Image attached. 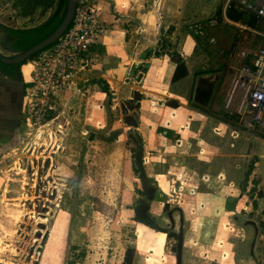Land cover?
Masks as SVG:
<instances>
[{
	"label": "rangeland",
	"instance_id": "1",
	"mask_svg": "<svg viewBox=\"0 0 264 264\" xmlns=\"http://www.w3.org/2000/svg\"><path fill=\"white\" fill-rule=\"evenodd\" d=\"M30 1L0 0V21L12 29L33 28L52 17L59 0ZM255 26L264 32V24ZM207 33L199 45L215 61H209L211 67L205 63L199 74L224 71L211 106L195 105L201 115L182 134L184 144L176 143L180 134L168 147V133L161 150L146 143L136 168L140 154L132 131L94 138L65 107L38 130L24 114L20 147L0 160V264H124L129 250H134L133 264H177L179 212L183 264H264V143L248 140L226 109V93L219 95L243 65L232 56L243 33L222 23ZM216 34L225 43H210ZM23 67L29 75V63ZM222 124L226 127L219 128ZM252 164L248 187L258 186L250 196L239 187ZM253 201L257 209L249 206ZM141 204L162 231L136 221Z\"/></svg>",
	"mask_w": 264,
	"mask_h": 264
},
{
	"label": "crops",
	"instance_id": "2",
	"mask_svg": "<svg viewBox=\"0 0 264 264\" xmlns=\"http://www.w3.org/2000/svg\"><path fill=\"white\" fill-rule=\"evenodd\" d=\"M237 1L100 0L99 18L106 23L107 32L97 49L99 59L93 68L80 77L78 92H67L62 97V106L65 110L69 108L73 118L81 125L89 127L94 138L113 139L124 137L126 132L130 136V131L134 132L142 140L139 157L143 156L144 151L146 154V143L163 149L162 136L166 133L168 147L180 134L181 138L176 143L184 144L183 137L188 125L201 115L195 105L203 108L211 106V97L224 73L214 71L199 74L204 64L209 65V61H215V57L201 49V37L193 34L190 26L213 18L216 23L226 27L239 28L243 37L236 43L232 55L234 61H251L253 54L264 48V32L258 31L260 26H255L256 23L264 24V21L254 13L242 12ZM230 13H236V16L241 13V20H231L228 17ZM252 15L254 19L250 22L248 18L251 19ZM213 39L221 45L226 40L218 34ZM229 41V47H232L234 42L231 38ZM241 48L249 53L246 59L239 56ZM18 52L12 51L13 55ZM180 65L184 66L186 76L174 81ZM23 66L15 70H0V160L16 151L24 139L26 88L30 77ZM226 83H223L219 95L226 93ZM132 100L135 101L126 103ZM115 101L118 103L113 106L112 102ZM221 126L226 127L222 124L219 128ZM260 141L264 143V139ZM176 143L174 146H177ZM137 158L135 156L133 162L135 168ZM250 169L245 175L244 185H240L239 189L253 196L258 185L255 182L253 188L249 189L252 165ZM144 174V171L139 172L145 187L147 179ZM2 195L0 184V205ZM249 206L257 209L258 201H253ZM179 216L182 213L179 212ZM170 220L172 222L175 218L170 216ZM185 247L184 240V251Z\"/></svg>",
	"mask_w": 264,
	"mask_h": 264
},
{
	"label": "built area",
	"instance_id": "3",
	"mask_svg": "<svg viewBox=\"0 0 264 264\" xmlns=\"http://www.w3.org/2000/svg\"><path fill=\"white\" fill-rule=\"evenodd\" d=\"M99 1L78 0L68 31L56 44L28 61L30 83L26 88L27 111L24 114L30 117L34 127H39L38 130L51 124L50 114L63 108L62 97L69 91L78 92L80 77L99 59L97 49L107 32L106 23L99 18ZM237 2L242 12L254 13L264 21V0ZM216 24L213 19L195 23L190 31L206 39L207 29ZM209 42L215 40L210 38ZM248 55L247 50L240 49L242 59ZM225 92L226 109L246 136L264 139V48L254 53L251 61L244 60Z\"/></svg>",
	"mask_w": 264,
	"mask_h": 264
},
{
	"label": "trees",
	"instance_id": "4",
	"mask_svg": "<svg viewBox=\"0 0 264 264\" xmlns=\"http://www.w3.org/2000/svg\"><path fill=\"white\" fill-rule=\"evenodd\" d=\"M66 3H67V0H61V3L59 5V8L57 9L56 13L48 21H46L45 23H43L42 25H40L38 27H34L31 29H25V30H23V29H12V35L17 38V41L14 45V49L16 51L29 50V49L33 48L34 46H36L37 44H39L44 39H46L47 37H49L56 30L58 25L60 24L62 17H63V14H64V11L66 9ZM228 17L231 20L237 22V21L241 20L242 14L240 13L239 15L236 16V13L234 15L230 13L228 15ZM38 54L31 57L29 59V61L32 60L33 58H35ZM14 68H17V67H12V69H14ZM184 76H186L185 68L183 65H180L178 67V70H177L175 76H174V81H178L181 78H183ZM134 140L136 141V143L138 145V149L140 150L142 148V140L137 136L134 137ZM138 158L139 159L135 160V163L138 161V163L141 164V158L140 157H138ZM252 167H253V164H252ZM249 172L251 173V169ZM136 221L150 227L153 230L161 231L160 229H158L157 227H155L154 225H152L151 223L146 221V219H144L141 216H137ZM133 262H134V250H129V251H127L124 264H133Z\"/></svg>",
	"mask_w": 264,
	"mask_h": 264
},
{
	"label": "water",
	"instance_id": "5",
	"mask_svg": "<svg viewBox=\"0 0 264 264\" xmlns=\"http://www.w3.org/2000/svg\"><path fill=\"white\" fill-rule=\"evenodd\" d=\"M78 0H67L66 3V9L64 11L62 20L56 30L46 39L41 41L39 44L34 46L33 48L18 52L17 55L10 57V58H2V63L5 65H12V66H18L22 67L31 57L34 55L44 51L48 47L56 44L59 39L68 31L70 28L73 17L75 14V9L77 6ZM135 100L128 101V103H132ZM140 104V103H137ZM181 226L179 228V233L177 235L178 237V246H177V264H182V251H183V245H184V224H183V216L180 217ZM254 225V224H252Z\"/></svg>",
	"mask_w": 264,
	"mask_h": 264
},
{
	"label": "flooded vegetation",
	"instance_id": "6",
	"mask_svg": "<svg viewBox=\"0 0 264 264\" xmlns=\"http://www.w3.org/2000/svg\"><path fill=\"white\" fill-rule=\"evenodd\" d=\"M50 1H53V0H31L29 3L32 5V4L38 3V2L49 3ZM60 3H61V0H59L58 3H57L56 11L59 8ZM28 8H30V7H28ZM56 11L54 12V14L56 13ZM0 30L4 34V36L1 37V39H0V46L2 47V49H4L5 51L6 50L16 51L14 49V45H15V43L17 41V38L12 35V28H10L9 26L5 25L4 23H2L0 21ZM19 52H21V51H19ZM2 58H10V56H5V55H3L0 52V70L1 71L12 70V67H17V68H14V70L15 69H18V66H12V65H5V64H3L2 61H1ZM141 205L142 206H138L137 209L135 210L136 211V215L143 217L144 219H146V221H148L149 223H151L152 225H154L155 227H157V225H155L153 221H150L151 220L150 219V216L147 215V213H146L147 207L145 209V206H143V204H141ZM157 228L159 229V227H157Z\"/></svg>",
	"mask_w": 264,
	"mask_h": 264
},
{
	"label": "bare ground",
	"instance_id": "7",
	"mask_svg": "<svg viewBox=\"0 0 264 264\" xmlns=\"http://www.w3.org/2000/svg\"><path fill=\"white\" fill-rule=\"evenodd\" d=\"M31 65L29 64L28 74L30 73ZM38 136V135H37ZM37 144V143H36ZM45 158V157H44ZM24 172V171H23ZM35 189V188H34ZM43 223V222H40Z\"/></svg>",
	"mask_w": 264,
	"mask_h": 264
}]
</instances>
